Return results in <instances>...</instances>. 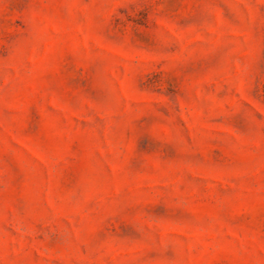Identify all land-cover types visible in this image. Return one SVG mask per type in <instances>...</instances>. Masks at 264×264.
I'll use <instances>...</instances> for the list:
<instances>
[{
  "label": "rangeland",
  "instance_id": "374dc122",
  "mask_svg": "<svg viewBox=\"0 0 264 264\" xmlns=\"http://www.w3.org/2000/svg\"><path fill=\"white\" fill-rule=\"evenodd\" d=\"M0 264H264V0H0Z\"/></svg>",
  "mask_w": 264,
  "mask_h": 264
}]
</instances>
